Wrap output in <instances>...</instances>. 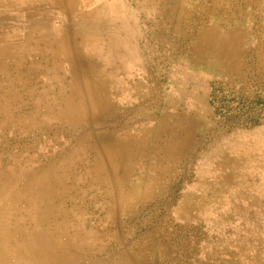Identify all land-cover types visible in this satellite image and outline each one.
<instances>
[{"label":"rangeland","instance_id":"rangeland-1","mask_svg":"<svg viewBox=\"0 0 264 264\" xmlns=\"http://www.w3.org/2000/svg\"><path fill=\"white\" fill-rule=\"evenodd\" d=\"M2 190L16 264H264V0H0Z\"/></svg>","mask_w":264,"mask_h":264},{"label":"bare ground","instance_id":"bare-ground-1","mask_svg":"<svg viewBox=\"0 0 264 264\" xmlns=\"http://www.w3.org/2000/svg\"><path fill=\"white\" fill-rule=\"evenodd\" d=\"M85 85H86V83H85ZM102 146H105V145H102ZM110 182H112V180ZM31 187L33 188V186H31ZM112 187H113V184H112ZM117 188H118V186H117ZM3 191L4 190H2L0 192L2 193ZM22 195H23V193H22ZM28 195H29V197H33V198L35 197V195L33 196L32 193H29ZM41 199L42 198H40V200ZM15 204H17V203H15ZM15 204L14 203L9 204V209H10V205L16 206ZM9 209L0 207V213H1L0 214V244L3 243V246H4V247L0 246V264H16V263L9 261V260L11 258L16 259L15 257H18V255L20 257H22L21 253L19 254L20 247H17L14 245H12V246L8 245V240L12 237H16V235H15L16 233L12 234V233H10L9 230H7L6 228L3 227L4 224H6L8 221L9 215L7 216V213L9 211ZM28 216H29V218H32V219H36L37 217H39L40 218L39 221L42 220L41 222H45L48 219L45 212H37L35 208H32L31 210H29ZM41 222H37L36 225H42ZM42 231H47V230H42ZM58 231H60L59 233L61 234L60 239H53L52 238L53 236L51 237L50 235H47V234L42 235L41 238L40 237L37 238L34 234H30L32 232H29V233L25 234L23 238H20L23 241L22 247H24V249H26V251H28V257H25L26 258L25 261L23 260L22 263H18V264H66V262L67 263L69 262L70 258L84 257V251H81L82 248L92 250L93 249L92 246L95 245L96 236L92 232H89V231H86L85 233H84V231L66 232L64 229L62 231L61 230H58ZM12 240H10V241H12ZM57 242L59 243V245L60 244L62 245L61 248H59V249L56 248ZM148 250H149V248H148ZM139 254H141V253H139Z\"/></svg>","mask_w":264,"mask_h":264}]
</instances>
